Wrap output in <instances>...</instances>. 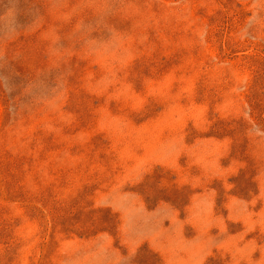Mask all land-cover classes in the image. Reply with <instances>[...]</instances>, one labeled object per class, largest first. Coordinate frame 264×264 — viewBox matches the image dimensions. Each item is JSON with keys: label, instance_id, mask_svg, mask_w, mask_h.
Segmentation results:
<instances>
[{"label": "rangeland", "instance_id": "rangeland-1", "mask_svg": "<svg viewBox=\"0 0 264 264\" xmlns=\"http://www.w3.org/2000/svg\"><path fill=\"white\" fill-rule=\"evenodd\" d=\"M0 264H264V0H0Z\"/></svg>", "mask_w": 264, "mask_h": 264}]
</instances>
